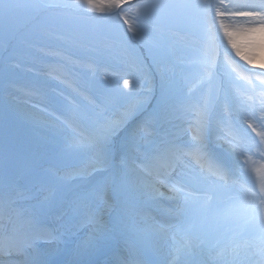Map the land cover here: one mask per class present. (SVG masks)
I'll list each match as a JSON object with an SVG mask.
<instances>
[{"label":"rangeland","instance_id":"rangeland-1","mask_svg":"<svg viewBox=\"0 0 264 264\" xmlns=\"http://www.w3.org/2000/svg\"><path fill=\"white\" fill-rule=\"evenodd\" d=\"M34 2L47 4L55 0H34ZM138 2L139 0H132L124 5L130 17H134L136 11L130 8L129 4ZM207 2L213 5V0ZM122 22L123 19L117 18L114 14L93 12L81 14L69 10L43 8L22 20L14 34L6 35L0 30V189H6L4 185H7L9 179L14 176L12 180L17 178L25 190L20 200L25 199L26 202H31V205L42 208L50 207L53 200H62L71 194L75 195V200L95 196L96 205L103 211L102 222L109 219V216L114 218L119 231L124 232L125 237L133 238L149 251L148 256L152 264H258V249L264 245L261 226L258 221L250 218L248 210L238 207L244 200H241V203L229 204L228 201L224 205H218L217 199L223 194L228 195L227 189L221 186L217 187L221 195L214 192L215 187L212 188L215 193L214 201L203 206L189 205L188 207L192 208L189 211V208H184L183 205L182 208L176 204H169L168 208H173L178 214L182 213L184 224L177 230L170 229V236L165 235L164 239L155 241L156 238L151 236L136 234L137 227L140 226L137 224L141 221L132 219L133 216L125 211L129 208L127 205L124 209L125 214H122V217L128 220L127 225L120 228L117 224L119 217L113 215L114 199L117 197L128 201V198L125 195H117L116 188L113 189L105 182V178L96 175L101 167L97 163L95 152L91 147L86 148V146L89 145L91 136L102 131L106 125L121 120L127 113L125 111L127 104L131 105V108L132 105L136 106V98L126 89L121 90L116 79L106 78L116 70L127 75L138 73L150 76L148 81L150 87L147 85L146 88L152 93L145 95L140 114L120 129L121 137L119 134V143L115 145L117 149L125 140L145 148L151 146L149 138L152 137L154 140L158 138L152 131L159 123L154 117L152 121L150 112L155 110V101L160 96L159 84L153 76L160 80L157 65L152 62L148 51L143 49L135 38H131V33L125 31L126 26ZM210 27H212L210 19L204 21L196 18L172 26L168 29L167 35L175 52L178 48L173 42L176 40L175 37L191 41H194L191 38H198L209 47L213 43L208 32ZM50 47L56 50L54 56L68 57L73 62L72 68H74L65 76L64 86L48 89L49 93L50 91L54 93L56 99L51 100L44 96L43 106H47V109L49 107L50 115L58 125L55 127L50 126L47 121L37 122L18 113L4 95L9 89L12 71L8 70L11 67L37 89L38 79L31 73V54ZM83 60L89 62L87 68L81 65ZM195 60L198 64L178 73L177 81L182 84V95L174 100L169 111L170 118H164L163 126L170 125L169 123L175 122V119H188L190 116H194L198 122V113L193 108L196 100L207 104L205 111L208 119L218 107V99L228 74L221 68L216 72L203 68L204 63H211V60L204 55H197ZM101 67L105 69L100 71ZM131 68L134 71H131ZM93 72H97L101 78L90 77ZM78 88L82 92L75 97L73 92ZM251 92L264 95V85L251 89ZM146 119L150 123H147ZM197 122L192 127H195ZM197 130H200L199 126ZM161 133L162 131L159 132ZM234 140L237 142L231 144L233 151L229 152L230 149L223 146L219 151L222 155L218 157L227 165V171L233 169L234 173L260 190L261 185L264 184V140L257 138L253 141L250 136L244 139L234 138ZM6 153L10 154L8 166L5 162ZM131 169L119 171L117 174L127 180V192L132 196V200L135 196L142 200L148 199L151 195H148L146 189L139 187L145 179L143 176L140 179L136 175L140 170L144 171L138 168L136 163L131 165ZM82 176H89L90 180L78 179ZM152 182L158 185L165 184L160 180ZM81 185L88 188L82 191ZM248 194L250 198L248 196L246 198L253 200L252 194L249 192ZM109 199L111 202H106ZM161 205L158 206L160 209ZM72 206L77 209L75 204ZM117 208L120 210L122 207L118 205ZM104 212L108 215L107 218L106 215L104 217ZM172 215V212L167 213L165 218L167 223H170ZM204 215L208 217L206 221L203 219ZM147 222L153 225L150 221ZM147 227L157 228L154 223L153 226H144L141 232L146 234ZM78 228L85 230L83 231L85 234L91 230L96 235L90 239L91 241L86 242L83 250L73 248L72 252L67 254L69 261L87 260L92 256L99 258L107 253L114 243L113 237L108 236L103 241L98 240L101 244L95 247V240L101 234L100 230L104 232L101 221L97 219L78 223ZM63 237L66 238L65 234ZM109 242L110 246L107 245ZM190 243L194 248H198L197 257L191 261L187 258L190 256L188 251L191 249ZM56 249L54 243H49V246L43 248L47 254L53 253Z\"/></svg>","mask_w":264,"mask_h":264},{"label":"snow or ice","instance_id":"snow-or-ice-1","mask_svg":"<svg viewBox=\"0 0 264 264\" xmlns=\"http://www.w3.org/2000/svg\"><path fill=\"white\" fill-rule=\"evenodd\" d=\"M128 0H55L53 3L41 4L34 0H0V30L6 35L14 34L20 27L21 21L25 20L43 8L69 10L76 13L87 14L88 12L115 15L122 18L125 31L131 33L150 54L151 60L157 65L160 72L161 95L158 109L169 107L171 83L168 72L175 70L173 63L175 51L168 39L167 31L174 25L186 23L199 18L211 20L208 29L213 43L222 40L226 45L224 59L232 65L233 71L244 79H251L259 75L264 77V63L257 64L258 54L264 51V0L259 2L236 3L231 7L217 4L213 11V5L207 0H139L138 3L129 4L134 8L136 15L130 17L124 5ZM227 18H246L251 23L246 26H236L225 23ZM219 22V29L215 28ZM258 21V23H257ZM222 33V37L220 34ZM227 49H231L235 57L243 62V65L234 62L229 57ZM244 65L247 66L244 67ZM260 69L259 73L251 72V69ZM125 88H130L132 81L124 79ZM142 105L133 106L121 118L120 121L108 124L105 128L89 138V147L95 154L97 163L103 169L119 172L125 169L132 170L131 165L147 170L154 169L158 164L169 166L168 158L173 154L193 153L198 157L210 156L205 140L211 132L210 121L206 111L198 113L199 136L197 143L181 145L169 141L161 150L147 159H141L137 154L135 143L124 141L117 149L113 144V137L130 120L140 114ZM255 131V129H253ZM264 140V134L258 133ZM231 147V145H229ZM10 154H5V162L8 166ZM116 194H127L128 182L120 177L114 181ZM143 188L144 185H139ZM107 191V189H106ZM253 200L245 199L242 206L250 212V218L258 221L261 231L264 233V184L259 193L252 194ZM106 202H111L110 199ZM11 197L6 193H0V254H10L13 251L23 252L32 247L38 238L40 228L36 217L33 215L21 217L19 213L13 216L11 212ZM102 234V229L100 230ZM258 264H264V245L258 249ZM33 264H40L39 260Z\"/></svg>","mask_w":264,"mask_h":264},{"label":"bare ground","instance_id":"bare-ground-1","mask_svg":"<svg viewBox=\"0 0 264 264\" xmlns=\"http://www.w3.org/2000/svg\"><path fill=\"white\" fill-rule=\"evenodd\" d=\"M132 1V0H128ZM244 2H259V0H213V11L217 4H222L224 6L231 7V5L236 3ZM119 18V17H117ZM120 20V19H119ZM121 21V20H120ZM252 21L246 18H227L225 23L236 25V26H246ZM123 23V22H122ZM258 23V21H257ZM126 26V25H125ZM215 28L219 29V22L215 24ZM222 37V33L220 34ZM174 44L178 47L175 52L173 63L175 65V70L168 72L170 83L172 85L170 90L169 107L163 110L158 109L159 98L156 99V108L150 112V116L156 119L159 125L155 128L157 132H164L161 136L167 141L176 142L181 145H187L189 143H197V138L199 136V131L197 130L198 122L194 116H190L188 119H175V122L169 123L168 126H163L164 118H170L169 111L172 109V104L176 98L182 95L181 83L177 81L179 71H183L185 68L198 64L195 60L197 55H204L206 58L211 60L210 64H203L202 67L213 72H216L219 68L225 70L228 74L224 84L222 86L221 95L218 99V107L212 112L211 118L209 119L211 125V132L209 137L205 140L208 146V152L210 156H197L193 153H181V156L177 157V154L171 155L169 160V166L157 165L152 170H147L148 172H157L156 168H161L160 174L163 176L164 183L152 182L146 178L143 181L144 186H147L149 194L152 196L164 197L166 201L174 203L178 206L182 205L184 201L191 199V196L187 194L186 188L179 187L177 182L173 181V178L168 176L167 172L162 171V167L165 169L172 168L174 161L178 163L179 166L175 171V178H181L183 173V167L186 170L184 172L185 186H197L200 182L205 181L211 175L219 176L220 178H225L227 172L222 170L219 161L215 158V154L218 153V149L228 148L229 152H232V148L229 145L236 143L234 138L244 139L248 136L254 141L257 138H261L258 133L264 134V95L261 93L257 94L251 92V89H255L260 85H264V77L259 75L253 76L251 79H244L238 76L229 64L224 59V52L226 50V45L222 40H216L209 47L204 44V41L196 38H191L194 41L187 40L184 38L178 39L175 37ZM176 42V43H175ZM121 45V44H120ZM230 59L234 62L243 65L242 61H239L238 57L234 56L231 49H227ZM56 50L52 47L47 48V50H39V52H33L31 54V73L36 75L38 82L45 88L44 90L35 89V86L30 82L24 80L17 74V70L10 68L8 71H12V75L9 80V89L5 92L6 99L13 105L18 113L32 118L37 122L47 121L50 126H58L55 119L50 115L51 111L47 106H43L44 96L46 95L51 100L56 99L54 93L50 91V87H61L63 85V80L65 79V74H67L73 67V62L66 56H54ZM186 57V60H184ZM257 64L264 63V51L258 54L256 60ZM81 65L87 67L88 61L84 60ZM244 67L247 68L246 65ZM102 68V67H101ZM134 68V67H133ZM105 69L102 68L103 71ZM96 70V69H95ZM134 71V69H130ZM16 71V72H13ZM86 71V70H84ZM260 69H251L253 73H259ZM93 76L98 75L97 72H93ZM183 75V72H182ZM156 78V83L159 84V92L161 95V80ZM105 78V77H104ZM107 80L116 79V83L121 90L126 89L132 96L136 98V106L142 105V101L145 99V95L152 93L146 88L149 85L150 76H144L143 74L127 73L122 71H114L112 75H108ZM124 79H129L132 81L130 88H125L123 81ZM55 87V88H56ZM150 87V85H149ZM255 91V90H254ZM261 96V97H256ZM17 100V101H16ZM126 112L129 111L131 105L127 104ZM133 107V105H132ZM193 108L196 113L200 111H205L207 109V104L196 100L194 102ZM161 118V123H160ZM197 122L195 127L193 124ZM160 124H162V127ZM255 129V131H253ZM228 133V134H227ZM234 136V138H233ZM160 138V137H158ZM153 141V140H152ZM168 142L161 141V143L155 144L153 151L157 153L161 150ZM154 153V154H155ZM234 154V153H233ZM151 157V156H150ZM149 157V158H150ZM236 157V156H233ZM237 158V157H236ZM143 168V167H141ZM227 175V174H226ZM165 176V177H164ZM161 178V179H163ZM243 197L245 195L240 194ZM242 198H237L233 200L234 202L241 203ZM245 232V231H244ZM78 241L84 242L85 238H78ZM20 253L19 256L26 257L28 255H35L36 252L33 250L25 249ZM9 259V258H8ZM29 262L26 261L25 263ZM12 264V263H9ZM111 264H147L144 257L139 258L136 262L135 259H123L118 254H116L111 260Z\"/></svg>","mask_w":264,"mask_h":264}]
</instances>
